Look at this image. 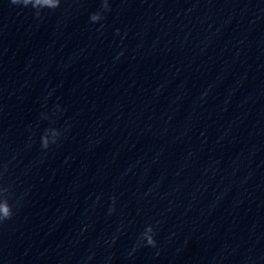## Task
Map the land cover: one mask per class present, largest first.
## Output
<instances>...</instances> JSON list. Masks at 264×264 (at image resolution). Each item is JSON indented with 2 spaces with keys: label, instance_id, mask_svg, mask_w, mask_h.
Here are the masks:
<instances>
[{
  "label": "clouds",
  "instance_id": "clouds-1",
  "mask_svg": "<svg viewBox=\"0 0 264 264\" xmlns=\"http://www.w3.org/2000/svg\"><path fill=\"white\" fill-rule=\"evenodd\" d=\"M12 5L22 6L24 8H31L34 10V15L39 18L45 9L47 10H55L61 6V0H10ZM110 11V6L108 0H102L101 11H97L92 13L90 16V22H99L103 19V12ZM117 34H119V29L116 30ZM123 53H121L122 55ZM59 108V105H56ZM43 116V113L41 114ZM48 129L53 130V135L49 136ZM61 136V130L57 127L50 126L44 130L41 134V147L43 149H48L50 144H56L58 139ZM7 166L5 165V170ZM4 184L3 177L0 175V186ZM11 186V185H10ZM12 187V186H11ZM0 224L11 220L14 215V208L18 206L19 201L16 200L15 195L7 198H3V192L0 191ZM113 204L115 202V197H112ZM12 201H15L13 203ZM109 211H114V207L110 208ZM157 241L154 235V228L152 225L146 226L145 230L141 233L140 239L136 247L140 246H151L156 247ZM136 247L133 248V252L136 251Z\"/></svg>",
  "mask_w": 264,
  "mask_h": 264
}]
</instances>
